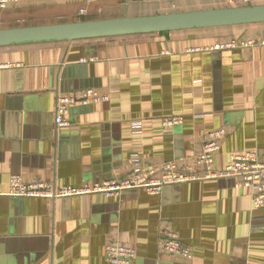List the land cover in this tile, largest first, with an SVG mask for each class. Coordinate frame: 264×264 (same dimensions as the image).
I'll return each instance as SVG.
<instances>
[{"label": "crops", "instance_id": "obj_1", "mask_svg": "<svg viewBox=\"0 0 264 264\" xmlns=\"http://www.w3.org/2000/svg\"><path fill=\"white\" fill-rule=\"evenodd\" d=\"M260 4L15 0L0 9V28ZM263 38L260 23L0 47V264H112L111 242L136 249L130 264H264V208L234 178L170 184L158 195H8L13 176L83 186L137 165L195 166L205 135L219 128L215 170L237 153L264 158ZM249 40L258 42L242 44ZM88 88L109 100L74 106L58 129V94ZM168 116L183 121L164 125ZM166 229L192 247L191 260L163 252Z\"/></svg>", "mask_w": 264, "mask_h": 264}, {"label": "built area", "instance_id": "obj_2", "mask_svg": "<svg viewBox=\"0 0 264 264\" xmlns=\"http://www.w3.org/2000/svg\"><path fill=\"white\" fill-rule=\"evenodd\" d=\"M15 0H0V9L7 7ZM256 40L243 42L244 45H254ZM264 43V38L262 39ZM107 94L97 89L88 88L79 92H60L57 96L55 122L58 129L70 125L69 115L74 106H87L96 102L109 100ZM181 116H168L163 119V124L175 126L182 123ZM223 128L209 131L202 143L200 152L194 165L178 166L175 161H168L161 166L141 168L139 165L128 175L119 178H109L83 186H57L50 182H25L19 176H13L10 181L8 195L14 197H46L57 199L60 197L103 194L113 196L126 190L145 189L149 194H161L163 188L170 184L184 183L204 179L234 178L238 186H243L252 191V204L254 208H264V158L256 151L237 153L231 156L224 169L213 168L214 155L220 149L221 139L225 136ZM204 167L200 171L199 167ZM199 168V169H198ZM162 250L166 254L185 260L193 258L192 247L182 241L178 234L172 230L161 232ZM137 251L125 243L111 242L105 249V258L112 264H130L135 260Z\"/></svg>", "mask_w": 264, "mask_h": 264}, {"label": "water", "instance_id": "obj_3", "mask_svg": "<svg viewBox=\"0 0 264 264\" xmlns=\"http://www.w3.org/2000/svg\"><path fill=\"white\" fill-rule=\"evenodd\" d=\"M264 22V4L0 28V47Z\"/></svg>", "mask_w": 264, "mask_h": 264}, {"label": "trees", "instance_id": "obj_4", "mask_svg": "<svg viewBox=\"0 0 264 264\" xmlns=\"http://www.w3.org/2000/svg\"><path fill=\"white\" fill-rule=\"evenodd\" d=\"M264 23V22H260ZM260 23H249V24H237V25H226V26H243V25H253V24H260ZM213 27H220V26H213ZM203 28H208V27H203ZM188 29H196V28H188ZM188 29H182V30H188ZM195 166H196V160L194 161Z\"/></svg>", "mask_w": 264, "mask_h": 264}]
</instances>
